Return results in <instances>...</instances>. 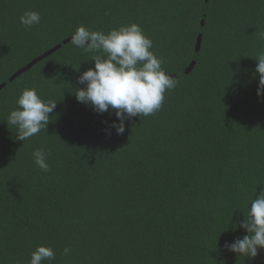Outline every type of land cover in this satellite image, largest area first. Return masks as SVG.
<instances>
[{"label": "trees", "instance_id": "obj_1", "mask_svg": "<svg viewBox=\"0 0 264 264\" xmlns=\"http://www.w3.org/2000/svg\"><path fill=\"white\" fill-rule=\"evenodd\" d=\"M28 10L41 23L26 29ZM130 22L178 85L117 134L114 111L77 101V77L94 61L63 41L79 25ZM261 33L264 0H0V264H28L37 245L54 248L52 264H264V249L255 258L223 249L247 234L233 223L264 188ZM31 87L57 103L47 129L23 143L3 120ZM36 149L51 153L46 173Z\"/></svg>", "mask_w": 264, "mask_h": 264}, {"label": "clouds", "instance_id": "obj_2", "mask_svg": "<svg viewBox=\"0 0 264 264\" xmlns=\"http://www.w3.org/2000/svg\"><path fill=\"white\" fill-rule=\"evenodd\" d=\"M27 29L41 23V15L35 10L25 11L19 18ZM264 38V33H261ZM71 44L90 54L94 67L80 73L74 92L78 102L90 105L97 114L115 113L110 124L117 134L125 131V121L133 117H148L158 112L165 101V93L174 90L178 80L168 74L163 59L153 51V40L135 23L121 24L103 30H91L79 25L71 35ZM258 63L254 75L258 76L257 96L264 97V51L254 57ZM79 70V67L76 68ZM16 107L3 121L16 129L15 139L23 141L47 129L50 113L57 102L44 99L35 87L24 88L16 98ZM50 152L36 149L34 163L45 173L50 170ZM261 185V184H258ZM251 203V207L248 205ZM232 219V217H231ZM242 228L247 234L225 241L223 249L238 256L255 258L264 249V188L254 195L243 211V218L233 223V230ZM71 249L65 247L63 255ZM56 252L52 246L37 245L30 253L28 264H52Z\"/></svg>", "mask_w": 264, "mask_h": 264}, {"label": "water", "instance_id": "obj_3", "mask_svg": "<svg viewBox=\"0 0 264 264\" xmlns=\"http://www.w3.org/2000/svg\"><path fill=\"white\" fill-rule=\"evenodd\" d=\"M209 1V0H206ZM202 25H204V20H202ZM202 34H199L197 36V40H196V50H199L201 48V44H202ZM71 39V37L65 39L63 41V43H67L69 42ZM61 43L55 45L54 47L46 50L45 52H43L42 54L38 55L37 57H35L34 59H32L30 62H28L27 64H25L23 67H21L20 69H18L16 72H14L10 77L9 80H14L15 78H17L18 76H20L22 73L26 72L28 69H30L32 66H34L37 62L41 61L42 59H44L45 57L51 55L52 53H54L56 50H58L61 47ZM195 65V61H192L191 64L186 68V72H189L190 70H192V68ZM6 85V82H2L0 83V90L2 88H4Z\"/></svg>", "mask_w": 264, "mask_h": 264}]
</instances>
